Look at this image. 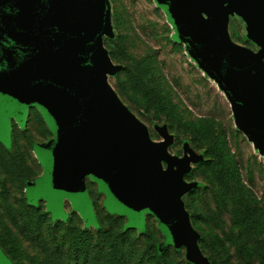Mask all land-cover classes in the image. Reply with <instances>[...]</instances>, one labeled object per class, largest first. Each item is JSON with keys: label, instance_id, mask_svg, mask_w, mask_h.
Here are the masks:
<instances>
[{"label": "rangeland", "instance_id": "1", "mask_svg": "<svg viewBox=\"0 0 264 264\" xmlns=\"http://www.w3.org/2000/svg\"><path fill=\"white\" fill-rule=\"evenodd\" d=\"M122 1L139 34L136 51L140 55L150 53L157 60L166 81L175 86L170 97L181 112L183 105H187L191 117L206 119L215 133L224 132L226 149L218 158L206 156L207 148H199L188 134L170 126L172 115L166 109L159 114L153 110L143 112L125 96L122 70L128 63L114 56L113 47L118 31L115 1L88 0L95 14L87 21L95 27L99 53L89 48L81 51L97 67L121 119L137 135L141 150L156 158L161 174L174 178L169 209L180 225L175 229L165 225L148 206L142 205L132 212L124 202L130 195L124 185L120 186L123 198L114 200L103 183L89 172L82 176L83 203L77 204L68 194L60 195L54 202L44 192V188L58 184L45 151L58 145L59 137L39 104L31 105L19 118L11 115L0 131V160H17L19 166L18 174L8 180L6 187L10 202L17 204L22 199L20 204L39 207L52 224L78 223L92 230L106 224L113 226L126 240L124 253L130 264H151V258H160L167 248L175 264H211L212 259L215 264H264V144L245 135L234 120L226 88L234 83V77L228 72L224 80L208 67L198 51L181 38L180 29L160 0ZM198 19L201 24L219 27L216 41H225L254 56L264 78V37L238 0H215L213 5L198 9ZM167 38L176 45L169 44ZM180 114L183 119L188 115L184 111ZM262 118L264 102L249 108L245 121L251 127L253 121ZM90 132L93 134L92 127ZM206 161H210L208 168L203 167ZM236 161L238 170L234 166ZM6 177L0 170V189ZM220 177L230 186L223 193L217 181ZM232 192L258 208V230L240 233L232 225ZM237 234L240 239H233L232 235ZM250 234L252 242L260 246L261 256L238 251V244L247 243ZM25 255L40 262L33 248L26 249ZM0 264H13L1 249Z\"/></svg>", "mask_w": 264, "mask_h": 264}, {"label": "water", "instance_id": "2", "mask_svg": "<svg viewBox=\"0 0 264 264\" xmlns=\"http://www.w3.org/2000/svg\"><path fill=\"white\" fill-rule=\"evenodd\" d=\"M181 38L208 67L226 79L234 120L250 138L264 144V118L245 121L249 108L264 102L259 62L246 50L216 41L218 26L201 24L198 9L215 0H160ZM264 37V0H238ZM88 0H0V131L14 112L21 117L39 104L57 132L59 144L45 151L58 184L44 188L54 202L68 194L82 202V176L94 174L114 200L121 185L130 192L124 202L132 212L151 208L165 225L180 223L169 209L174 178L163 175L155 157L141 150L139 139L117 112L97 67L82 48L99 53L94 15ZM93 128V134L90 128ZM175 212V211H174Z\"/></svg>", "mask_w": 264, "mask_h": 264}, {"label": "trees", "instance_id": "3", "mask_svg": "<svg viewBox=\"0 0 264 264\" xmlns=\"http://www.w3.org/2000/svg\"><path fill=\"white\" fill-rule=\"evenodd\" d=\"M114 1L118 29L113 42L114 56L128 63V66L122 70L124 77L122 87L125 96L143 112L148 113L153 110L155 114H159L166 109L167 114L172 115L171 127L188 134L193 143L200 145L199 148H207L206 156L207 154H212L216 158L222 156V150L226 149L224 132L215 133L206 119L191 117L187 105H183L184 113H188L183 119L180 114L183 111L179 110V105L174 104V100L170 97L175 86L166 81L157 60L150 53L140 55L136 51L135 43L139 34H136V29L131 24L124 2ZM167 42L176 45L168 38ZM177 96L176 94V98ZM231 157L234 159L233 156ZM209 166L210 161L203 164L204 168ZM234 166L238 170L237 161ZM0 170L7 176L2 188L4 190L0 189V249L13 264H24V260L28 261L26 264H53V262L61 264L62 261L63 264H130L128 256L124 253L126 240L121 239L122 234L117 233L113 226L106 224L107 226L92 230L82 228L78 223H49L39 207L20 204V201L23 203L22 199L17 204L10 202L9 190L6 187L9 184L8 180L19 172L17 160H0ZM217 181L222 193L229 189L230 186L222 177ZM233 193H229L233 195L229 201L232 225L236 226L240 233H244V230L250 233L258 230L261 221L258 208L251 207L247 202L237 198L239 195L234 196ZM232 236L233 239H240L239 234ZM246 241L247 243L243 241L238 244L239 252L245 250L251 255L263 254L260 246L252 242L251 234ZM29 248H33L35 255L39 257V263L34 262L31 256L25 255L26 249ZM166 250L167 253L164 252L160 258H151V264H175L171 260L170 249ZM211 264H215L214 259Z\"/></svg>", "mask_w": 264, "mask_h": 264}, {"label": "bare ground", "instance_id": "4", "mask_svg": "<svg viewBox=\"0 0 264 264\" xmlns=\"http://www.w3.org/2000/svg\"><path fill=\"white\" fill-rule=\"evenodd\" d=\"M11 115L15 116L14 112H12Z\"/></svg>", "mask_w": 264, "mask_h": 264}]
</instances>
